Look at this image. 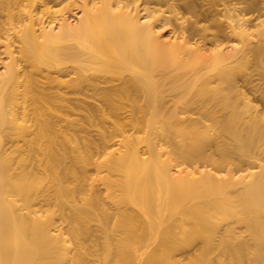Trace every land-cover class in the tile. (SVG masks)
I'll use <instances>...</instances> for the list:
<instances>
[{
  "label": "bare ground",
  "instance_id": "6f19581e",
  "mask_svg": "<svg viewBox=\"0 0 264 264\" xmlns=\"http://www.w3.org/2000/svg\"><path fill=\"white\" fill-rule=\"evenodd\" d=\"M49 1L0 0V264H264V0Z\"/></svg>",
  "mask_w": 264,
  "mask_h": 264
},
{
  "label": "rangeland",
  "instance_id": "374dc122",
  "mask_svg": "<svg viewBox=\"0 0 264 264\" xmlns=\"http://www.w3.org/2000/svg\"><path fill=\"white\" fill-rule=\"evenodd\" d=\"M126 1V0H125ZM136 1V0H135ZM154 1V2H153ZM183 1L184 0H174V1H172V2H176V3H174V4H176L175 5V7L174 8H176L180 13H182L183 15H185V16H189V17H191V15L189 14V13H186V12H183V9H182V3H183ZM198 1V0H197ZM199 1H201V0H199ZM240 1V3H239V5H242V7L244 6L245 7V1H243V0H239ZM50 3H48V5L50 6V9L51 10H53V13H55V14H57L58 12H59V10H63L64 12V15L65 16H67L68 17V19H69V21L71 22V23H73L75 20H76V18H77V16L79 15V11H78V8H76L74 5L73 6H71L70 8H64L65 7V5H66V1L65 0H50L49 1ZM127 2L131 5V8H132V6L134 5H132V3H134V1H132V0H127ZM132 2V3H131ZM136 4H138L139 6H138V9L141 11L140 13H142L140 16H142L143 15V9H142V7H144V6H148V7H151V8H153V6L154 7H158V5H160V7L161 8H166V5H164V4H160V3H158L157 2V0H137L136 1ZM129 5V6H130ZM162 5V6H161ZM179 5V6H178ZM128 6V7H129ZM243 7V8H244ZM142 9V10H141ZM182 9V10H181ZM16 10V9H15ZM176 10V11H177ZM181 10V11H180ZM56 11V12H55ZM169 13V12H168ZM171 14V13H170ZM169 14V15H170ZM250 14H252V16H254L255 14H256V12H251ZM58 15V14H57ZM56 15V16H57ZM17 16H15L14 17V20L13 21H16L17 20V18H16ZM19 17V16H18ZM23 17H24V15H23ZM47 16H44L42 19H41V21H45L44 22V24H46L47 23V21L50 19L49 17H47ZM142 19H144V18H142ZM262 19H264V14H262V15H260V17L258 18V20H262ZM35 20L36 19H34V22H35ZM145 20H147V18H145ZM173 20H175V19H172V21ZM178 22H180V20H178V19H176ZM174 21V22H176L177 23V21ZM37 22H35V25H34V27H39V25H41L43 22H40L38 19L36 20ZM0 22H1V24H2V27H6V26H8V19H7V16H5V13L3 14V13H0ZM211 22V20H209V21H203L202 22V24H208V23H210ZM176 23H169V24H166L164 27H162V31L163 32H166L165 33V35H166V37H169V36H171V35H173V36H180L182 33H181V30H180V28H178L179 27V23H177V26H175L176 25ZM224 30V31H223ZM222 31H220V33L221 34H223V35H227V33H226V29H223ZM168 35V36H167ZM200 39V40H199ZM198 39V35L197 36H194V38H193V40H195V41H197L199 44H203L202 46L203 47H208V48H212V46L211 45H209L210 43L209 42H207L206 44L203 42V40L201 39V38H199ZM227 40V37H226V39L224 40V42H223V46H225L226 48H230L231 46H232V44L234 43V41L232 40H228V41H226ZM2 41H3V38H0V73H2L3 72V70H4V64H5V62H7V53L6 52H3V50H4V47H3V44H2ZM200 41V42H199ZM201 41L203 42V43H201ZM205 44V45H204ZM12 45H17V42H15V40L13 39V41H12ZM22 68V67H21ZM128 73V71H124L123 73H118V74H114L115 76H119V75H125V74H127ZM106 75V74H105ZM255 76V75H254ZM38 78L39 79H41V80H44L42 77H40V76H38ZM255 79V80H254ZM254 79H253V82L254 83H256V84H258V81L257 82H255L257 79H258V75L256 76V77H254ZM259 81H261L260 83H262V85H260V87L262 88V87H264V83H263V81L262 80H264V79H258ZM239 83H240V81H239ZM259 83V84H260ZM252 84V83H251ZM251 84H249L250 86H251ZM248 85V86H249ZM243 87H242V89L243 90H245V83H244V85H242ZM252 86H253V84H252ZM259 85H257V87H258ZM254 87H256L255 85H254ZM259 87V88H260ZM261 90V89H260ZM259 90V91H260ZM264 90V89H263ZM250 92V91H249ZM253 92V91H252ZM249 93V96L250 97H252V99H253V102L255 103V104H257L259 107H261L262 105V103H261V100L259 99V95H258V91H256L254 94L253 93ZM254 96V97H253ZM258 98L257 100H255V98ZM123 110L121 109L120 111H117V112H113V111H111V112H106V114L104 115V116H102V117H95L94 118V120H93V122L92 123H84L83 122V126H84V130L86 129L87 131H90V132H92V133H95V132H97L98 131V129H109V130H111L112 129V122L113 121H115V120H125V115L127 114V112L126 113H123L122 112ZM71 117H74V115H72ZM116 146V145H115ZM258 156H264V155H262V154H258ZM90 176L91 177H94V174L91 172V174H90ZM95 185H97V186H99L100 188H103V195L104 194H106V190L104 189V186H103V184H101L97 179H94L93 181H92ZM213 221L215 222V226L217 225L218 226V228L219 229H222V227L224 226V224L227 222V219L225 218V217H215L214 219H213ZM232 225H233V229H234V231H235V233L237 234V236H238V238H237V240H239V239H245V234H246V232H245V226H244V224L243 223H240V222H233L232 223ZM221 228H220V227ZM236 229V230H235ZM219 235V234H218ZM218 238V236L216 235L215 237H214V239H217ZM199 239H196V241L194 240V241H192L191 243H185V249H188V248H190V247H192L193 245H195V244H198L199 243Z\"/></svg>",
  "mask_w": 264,
  "mask_h": 264
}]
</instances>
